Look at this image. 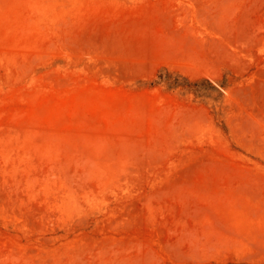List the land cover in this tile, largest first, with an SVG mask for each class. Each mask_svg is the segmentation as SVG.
I'll return each instance as SVG.
<instances>
[{
    "label": "rangeland",
    "instance_id": "1",
    "mask_svg": "<svg viewBox=\"0 0 264 264\" xmlns=\"http://www.w3.org/2000/svg\"><path fill=\"white\" fill-rule=\"evenodd\" d=\"M0 264H264V0H0Z\"/></svg>",
    "mask_w": 264,
    "mask_h": 264
}]
</instances>
